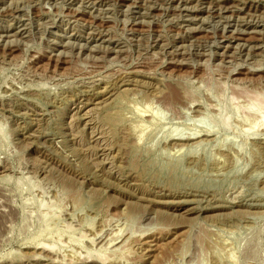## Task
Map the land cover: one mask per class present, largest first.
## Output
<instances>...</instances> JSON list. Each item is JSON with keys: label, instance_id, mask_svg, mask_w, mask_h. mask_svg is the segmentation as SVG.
I'll return each mask as SVG.
<instances>
[{"label": "rangeland", "instance_id": "1", "mask_svg": "<svg viewBox=\"0 0 264 264\" xmlns=\"http://www.w3.org/2000/svg\"><path fill=\"white\" fill-rule=\"evenodd\" d=\"M0 264H264V0H0Z\"/></svg>", "mask_w": 264, "mask_h": 264}, {"label": "bare ground", "instance_id": "2", "mask_svg": "<svg viewBox=\"0 0 264 264\" xmlns=\"http://www.w3.org/2000/svg\"><path fill=\"white\" fill-rule=\"evenodd\" d=\"M173 89H174V87L172 88V90H173ZM175 89H176V88H175ZM175 89H174V90H175ZM173 93H174V92H173ZM178 93H179V92H178ZM178 93L175 92V97L177 96ZM168 95H170V94H168ZM167 97H169V96H167ZM167 97H166V98H167ZM173 97H174V94H173ZM173 97H172V95H171V99H172ZM175 97H174V99H175ZM177 98H178V96H177ZM171 99H169V101H168V99H166V103H167L169 106L173 107V105L176 104V103H175L174 100H173V101H174V103H173V101H172ZM177 100H179V98H178ZM181 101H182V100H179V103H180ZM103 104H104V103H103ZM197 109H198V108H197ZM200 111H201V110H200ZM203 139H204V138H203ZM179 143H180V142H179ZM172 144H173V143H172ZM175 144H176V143H175ZM177 144H178V143H177ZM197 144H198V143H197ZM195 145H196V144H195ZM169 146H170V145H169ZM178 146H179V145H178ZM174 147H175V146H174ZM183 147H185V145H184V144L182 145V143H181V147H180V148H183ZM186 147H189V146H186ZM194 147H195V146H194ZM180 148H178V150H179ZM170 150H171V149H170Z\"/></svg>", "mask_w": 264, "mask_h": 264}]
</instances>
